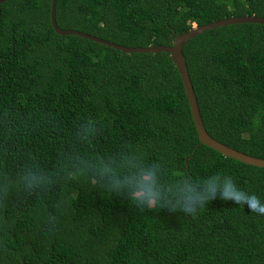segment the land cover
<instances>
[{
    "label": "trees",
    "instance_id": "obj_1",
    "mask_svg": "<svg viewBox=\"0 0 264 264\" xmlns=\"http://www.w3.org/2000/svg\"><path fill=\"white\" fill-rule=\"evenodd\" d=\"M49 9L0 3V264H264V214L221 196L231 182L264 204V169L198 143L168 54L59 36ZM240 16L264 17V0H55L59 29L132 48ZM181 53L208 136L264 159V25ZM114 181L149 184L159 205ZM193 194L208 198L183 211Z\"/></svg>",
    "mask_w": 264,
    "mask_h": 264
},
{
    "label": "water",
    "instance_id": "obj_2",
    "mask_svg": "<svg viewBox=\"0 0 264 264\" xmlns=\"http://www.w3.org/2000/svg\"><path fill=\"white\" fill-rule=\"evenodd\" d=\"M4 1L6 0H0V3ZM49 23L53 31L59 36H77L82 39H86L88 41L94 42L96 44L103 45L111 49L120 51L124 54H156L159 52L167 53L180 78L184 95L189 107L191 121L193 123L195 133L197 135L198 143L217 152L218 154H220L225 158L233 159L242 164L264 169V159L251 157L243 153L237 152L208 136L199 116L196 100L193 94L192 86L190 84L187 69L185 66V60L181 53L184 44L189 39L200 33L233 24L264 25V17L240 16V17L224 18L218 21L204 24L202 26L193 27L192 29H190L185 33H181L174 36L170 46H147L144 48L124 47L75 30L59 29L55 23V0H50Z\"/></svg>",
    "mask_w": 264,
    "mask_h": 264
},
{
    "label": "clouds",
    "instance_id": "obj_3",
    "mask_svg": "<svg viewBox=\"0 0 264 264\" xmlns=\"http://www.w3.org/2000/svg\"><path fill=\"white\" fill-rule=\"evenodd\" d=\"M114 185L117 189L127 190V198L134 203L137 207H148L152 208L158 204L157 193L153 190V188L147 183H140L135 186L131 185L130 182L125 181L124 183H120L119 181H114ZM238 190L235 188V185L229 182L223 192L221 193L222 198L231 199L234 203H244L248 204L252 211H257L260 214H264V204H261L258 198L255 196L248 197L246 194L240 193L239 195H235ZM216 189L213 188L210 191L211 198H215ZM207 196L193 194V196L185 199L182 209L183 211L189 213H195L198 206H203V203L206 202ZM164 207L163 205H160Z\"/></svg>",
    "mask_w": 264,
    "mask_h": 264
}]
</instances>
